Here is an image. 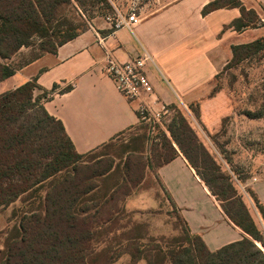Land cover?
Returning <instances> with one entry per match:
<instances>
[{
  "label": "trees",
  "instance_id": "trees-1",
  "mask_svg": "<svg viewBox=\"0 0 264 264\" xmlns=\"http://www.w3.org/2000/svg\"><path fill=\"white\" fill-rule=\"evenodd\" d=\"M68 1L0 0V83L23 65L46 53H55L60 45L88 29L84 23L68 29L54 23L62 4ZM101 1L109 6L108 0ZM234 7L240 9L241 16L226 28L241 33L258 27L259 15L241 0H210L202 14ZM34 36L41 38V52L22 65L11 67L8 61L23 46L34 45ZM52 38L60 39L53 42ZM230 48L231 59L225 67L239 64L253 52L264 49V36L232 44ZM37 89L40 86L35 77L0 93V207L8 206L23 194L36 193L23 205L17 223L0 232V264H111L123 254L130 256V264L141 260L145 264H264V202L250 190L262 217L261 226L251 214L244 194L238 192L233 176L221 170L204 148L202 154L206 159L201 158L212 166V175L200 171L199 149H194L193 154L185 147L188 143L197 146V142L182 114L171 124L172 138L220 201L229 220L244 233L241 239L214 251L200 234L192 231L180 213L177 218L184 228L178 239H158L144 229L141 231V225L134 221L121 222L125 198L117 200L116 196L123 191L126 197L144 178L148 166L144 149H128L122 163L109 159L105 168L96 171L103 155L93 154L108 142L86 153L78 152L62 121L51 115L43 103L57 91L58 84L35 95ZM263 112L261 109L256 115L261 117ZM134 128L135 125L126 131ZM160 134L168 149H154L155 170L181 153L164 131ZM89 161H97L98 165L92 169ZM112 173L114 176L108 182L106 179ZM110 234V244L98 249L96 242L100 244V237Z\"/></svg>",
  "mask_w": 264,
  "mask_h": 264
},
{
  "label": "crops",
  "instance_id": "crops-1",
  "mask_svg": "<svg viewBox=\"0 0 264 264\" xmlns=\"http://www.w3.org/2000/svg\"><path fill=\"white\" fill-rule=\"evenodd\" d=\"M209 1L151 0L147 5L154 12L140 15L132 30H113L108 23L92 26L60 45L55 53L23 65L0 83V93L35 77L40 86L35 95L57 83V91L43 101L45 108L62 121L78 152L96 149L139 121L138 101L128 100L105 70L108 50L118 61L148 51L155 61L148 67V75L157 95L168 103L175 102V97H189L208 84L228 62L234 39L253 30L238 33L232 27L226 28L241 16L236 7L202 14ZM241 2L264 21V0ZM254 29H259V24ZM240 41L246 43L242 38ZM68 85L71 89L59 91ZM155 178L210 250L242 238L243 231L229 220L183 154L159 167ZM255 191L264 202V178L256 183Z\"/></svg>",
  "mask_w": 264,
  "mask_h": 264
},
{
  "label": "rangeland",
  "instance_id": "rangeland-1",
  "mask_svg": "<svg viewBox=\"0 0 264 264\" xmlns=\"http://www.w3.org/2000/svg\"><path fill=\"white\" fill-rule=\"evenodd\" d=\"M150 1L108 0V6L101 0H70L62 4L57 14L58 19L54 23L58 22L64 29L82 26L83 23L84 28L101 27L106 23L110 24L106 17L117 12L136 13L139 17L154 12V8L147 5ZM111 29L114 30L113 27ZM261 36H264V21L259 22V29L253 28L236 37L238 39H234L233 42L244 43L240 41L242 38L247 43ZM59 39L52 38L51 41L58 42ZM32 41L34 45L23 46L8 61L11 67H18L41 52L39 46L41 38L34 36ZM230 59L231 56L228 62ZM217 74L218 76H214L208 84L191 92L189 97H175V102L167 103L158 96L160 104L157 108L162 109L165 105L167 109L161 116L160 122L140 118L134 129L124 132L109 141L107 146L94 152V156L103 155L100 159L101 166L96 167L97 161H89L92 169L96 167L97 171L101 167L105 168L109 159H115V164L122 163L128 149L137 151L144 149V162L148 165L144 178L126 197L123 191L116 196L117 200L125 198L126 210L120 214L121 222L134 221L141 225V231L144 229L150 236L158 239H178L183 236L184 226L177 218L178 209L162 191L159 181L155 178L156 160H154V149L161 151L168 149L164 146L160 134L162 131L172 139L177 150L183 153L169 131L174 120L182 114L197 142V146L188 143L185 147L191 149L193 154L196 153L194 149H199L197 155L200 171L212 175V166L209 162H203V159H206L202 154L204 148L215 159L221 170H227L233 176L236 188L239 193L244 194L251 214L263 226L261 214L250 190L255 193L256 183L264 178V114L261 117L256 115L258 111L264 109V49L253 52L239 64L224 66ZM138 117L142 116L138 115ZM88 159L90 158L87 157ZM113 173L106 179L108 182H111ZM34 195L36 193L23 194L8 206L0 207V232L17 223L23 205ZM215 199L220 204L216 197ZM111 237L112 234L102 235L100 244L96 242L97 248H106L110 244L107 239ZM259 245L262 246L261 243ZM102 258L103 256L100 257ZM130 262V256L123 254L111 264H130ZM137 264H145V262L141 260Z\"/></svg>",
  "mask_w": 264,
  "mask_h": 264
},
{
  "label": "built area",
  "instance_id": "built-area-1",
  "mask_svg": "<svg viewBox=\"0 0 264 264\" xmlns=\"http://www.w3.org/2000/svg\"><path fill=\"white\" fill-rule=\"evenodd\" d=\"M110 26L114 29L132 28L140 21L136 13H114L106 17ZM154 65L152 55L143 50L142 53L128 61H118L111 51L106 53L105 70L114 81L116 88L130 101H138V109L141 119L160 122L161 116L167 111L165 105L162 109L157 108L160 104L158 95L148 75V67ZM162 110V111H161Z\"/></svg>",
  "mask_w": 264,
  "mask_h": 264
}]
</instances>
